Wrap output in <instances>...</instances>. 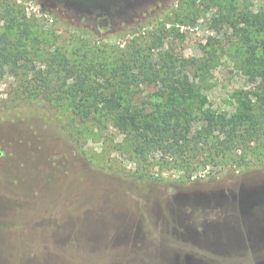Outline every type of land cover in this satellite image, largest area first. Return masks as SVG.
<instances>
[{
	"label": "rangeland",
	"instance_id": "374dc122",
	"mask_svg": "<svg viewBox=\"0 0 264 264\" xmlns=\"http://www.w3.org/2000/svg\"><path fill=\"white\" fill-rule=\"evenodd\" d=\"M229 3L236 7L231 12ZM11 4L35 26L30 38L18 29L11 33L27 58L0 65V264H108L126 249L107 243L85 245L86 231L94 225L82 219V207L94 208L103 200L116 209L131 208L133 200L145 207L146 200L164 197L169 187L186 199L178 205L184 220L179 230L187 226L194 236L178 242L173 220L162 218L158 234L144 235L147 250L160 251L162 261L143 260L140 254L146 249L134 246L129 264H172V253L179 259L189 256L193 264H258L264 258V210L237 209L231 198L264 195L259 189L264 186V167L199 166L195 173L201 178L183 183L191 168L179 157L150 148L146 161L109 113L93 109V97L67 96V71L61 63L77 65L80 39L104 49L103 56L114 62L112 55H125L130 40L139 37L155 62L167 49L196 61L187 68L196 80V92L185 103L197 119L242 114L255 120L259 101L249 92L261 91L260 80L257 68L245 60L244 39L234 25L247 28L238 23L237 13L264 12V0H0V15H6ZM8 24L9 16H0V35ZM161 29L166 32L160 41ZM247 29L262 52L264 31ZM91 77L103 81L95 73ZM110 90L122 99L125 110L136 106L146 115L152 110L148 101L175 100L156 84L123 88L118 79ZM88 107L92 113L85 117ZM140 172L167 182L152 184L153 192L144 197L134 189L124 192L123 185L131 184L128 177ZM153 206L160 214L167 209ZM78 220L75 235L82 238L76 250L47 244L56 230L73 231ZM134 221L129 220L131 228ZM107 229L105 222L102 233L108 235ZM169 238L173 245L153 247Z\"/></svg>",
	"mask_w": 264,
	"mask_h": 264
},
{
	"label": "trees",
	"instance_id": "16d2710c",
	"mask_svg": "<svg viewBox=\"0 0 264 264\" xmlns=\"http://www.w3.org/2000/svg\"><path fill=\"white\" fill-rule=\"evenodd\" d=\"M178 1L196 3L197 0ZM229 5H227L228 10L226 9L228 12L236 8L232 3ZM15 6V4H11L10 8L6 9V15H0L2 18L9 16V24L6 25V30L0 35V65L2 66L18 64L23 58H27L11 38L13 30L18 29L21 35H28L30 38L35 26L27 19L22 9L15 8ZM237 14L240 16L238 23H244L247 28L253 27L258 32L264 31V12ZM234 27L244 39L245 60L257 68L254 73L255 77L260 80L258 86L261 91L249 92L259 101V112L256 114L255 120H251L249 115L242 114H236L231 118L210 116L203 120L197 119L194 112L185 103L196 92V80L187 69L189 65L191 68L195 66L196 61L191 62L186 57L175 56L167 49L159 52L160 61L155 62L154 57L149 54L151 49L147 46L145 48L140 44V41H137L139 37L130 40L131 48L126 50L125 55L114 53L112 55L114 62H108L103 56L106 53L104 49L94 48L88 40L80 39L82 52L77 65L68 66L69 61L65 57L67 62L61 63L67 71L63 81V85L66 87L65 93L67 96L73 97L79 93L85 97H93L91 103L93 109L109 113L113 117L114 126L123 133L131 135L135 152L146 161L145 153L150 148L179 157L182 164L191 168L190 173L184 177L186 180H183V183L201 178L202 175L195 173L199 166L212 165L213 167H227L232 170L249 166L262 168L264 167V48L262 52L258 51L260 44L253 43L251 29H241L237 24ZM165 32V29H161L157 33L158 40H162ZM92 73L102 76L100 78H103V81H99L97 77L92 78ZM70 79L73 80L72 83H69ZM118 79L123 88H131L141 84H156L168 95L175 96V100L170 102L164 100L148 101V105L152 107L149 115L140 113L142 110L138 112L136 106L133 109L125 110L122 99L115 91L110 90L113 81ZM104 89H109V91L106 93L103 91ZM252 104L249 106L250 109L253 107ZM91 113L92 111L88 107L85 117H89ZM192 163L195 165L190 167ZM128 178L131 180V184L123 185L125 187L124 192L127 193L130 189H134L140 191L139 194L143 197L151 195L153 192L152 184L167 182L162 178L156 179L146 172L133 174ZM260 187L259 189L264 192V186ZM175 196L169 187L166 189L164 197L159 195L157 199L149 198L146 200L145 207L140 206L142 202L135 203L134 200L131 208L123 209H116L108 200H103L100 204L97 203L94 208L83 206L81 209L82 219L88 223L92 221V225H94L86 231L87 237L85 239L87 241L85 245L92 248L98 243H107L113 249L123 246L126 251L119 254L118 257L114 254L108 264H129L133 257L130 252L134 246L139 249H146L140 254L143 260L145 257H150L152 260L158 261L155 263L161 262L160 251L152 252V248L150 251L145 247L147 238H144V235L158 234L161 231L160 220L162 218L166 221L169 218L173 220L172 233L176 235L175 240L178 242H188L195 234L187 226L183 230H179L184 220L179 214L178 205L183 204L186 199ZM251 196L243 195L242 197L231 198V200H236L234 203H238V206L235 204L233 206L237 209L241 207L242 210L246 208L250 212L256 208L261 211L264 210V195H260L258 198ZM216 201L218 202L219 199ZM154 203L169 210L165 209L166 211L160 214L157 206H153ZM191 203L193 202L191 201ZM142 204L144 205V203ZM131 218L135 221L137 218L139 220V223L134 221L133 228L129 224ZM100 219H103V222H100ZM105 222L108 223V235L102 233L105 229ZM73 225L76 227L73 231L68 229L69 233L64 230H56L52 238L47 239V244L53 247L62 245L76 250L79 240L82 238L80 235H75V232L80 230L81 220L73 223ZM173 242V239L170 241L169 238L164 240V243L161 241L160 246L158 243L157 245L154 244L153 247L173 245ZM88 255L93 257L94 253ZM158 255H160V260ZM170 256L172 257V264H193L192 258L189 256H185L184 259L174 257L173 253ZM38 261L43 262L44 258H39ZM258 264H264V258L260 259Z\"/></svg>",
	"mask_w": 264,
	"mask_h": 264
}]
</instances>
